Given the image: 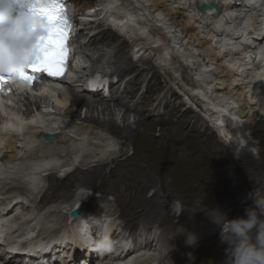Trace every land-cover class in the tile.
Wrapping results in <instances>:
<instances>
[{
    "label": "bare ground",
    "instance_id": "obj_1",
    "mask_svg": "<svg viewBox=\"0 0 264 264\" xmlns=\"http://www.w3.org/2000/svg\"><path fill=\"white\" fill-rule=\"evenodd\" d=\"M209 1L216 2L220 10L210 9L202 13L199 8L200 3ZM74 2L78 6L80 5L79 0ZM85 5L90 6L92 4L87 1ZM100 6L103 8L100 12H106L105 17L108 18V21L110 22V18H112L111 22L129 39L131 46L138 48V53H142L146 57L141 58L145 64L137 68L138 64L133 62V56L129 55L124 59L126 53L118 51L112 62L118 68L116 70L119 72H117L122 76L127 73L125 71L129 73L132 68H137L144 73L149 69L146 65L151 68L155 67L173 84L174 88L172 89L184 92L188 102L192 101L199 105L201 111L210 119L212 127L218 131L222 142L229 144V150L234 153L235 159L242 163L243 174L247 175L252 182L251 189L254 195L250 201H258L264 210V0H100ZM79 10H83V7H79ZM137 21L140 23L139 25H137ZM78 26L76 27L77 32L70 37L72 44L83 36L86 30H89L88 26L78 30ZM98 33L93 35L87 44L96 42ZM135 50L137 51V49ZM120 56H123L121 63ZM99 60L97 58L96 62ZM126 67L130 69L127 70ZM130 72L133 73V70ZM138 74L136 73L126 82L124 92L115 96L111 93L110 96L106 97L81 93L76 91L70 83L61 80L58 84L63 85L66 92H59L55 87L51 88L55 92L54 95L57 94L56 105L59 110H56L55 113L59 118L51 117V112L44 113L41 111L32 114L28 108H24V106L28 107L31 104L39 106L43 103V99L46 103L48 99L44 94L31 99L19 87L11 88V94L8 96L10 101L7 100L5 103L11 102L12 106L7 104L5 111L9 119L4 122V125L8 124L9 127L6 128L9 129H2L0 119V156L5 155V159L1 160L0 163V188L5 186L1 189L6 190V193L11 192L13 194L12 200L19 192L24 193L26 191L28 198L24 203L20 202L22 208L24 207L28 212H31L32 209L36 211L39 209L38 207L32 208V203L35 202L34 199L36 198L35 194L38 189L43 190L45 188V186L40 185L43 178L42 173L47 172L50 168L58 169L73 164L72 166L75 165L74 170L64 171L66 173L64 177L54 172L49 173L47 192L45 191L46 194L43 197L45 203L40 207L47 209L48 203L46 201H53L54 198L58 197L67 199L69 202L67 206L80 201L85 202L84 196L77 197L72 192L76 182H78V186L90 187L96 192L100 188L102 190V187L98 185L99 180L104 184L109 182L105 192L117 196L116 205L123 207L129 204L132 208L131 216L126 217V220L133 219V222L127 223L125 219L118 217L121 220V226L123 224L124 230L129 232H136L140 229L138 237L141 239L134 243L129 241L127 246L132 247L135 244L137 249L125 254H123L124 250L119 248L121 240H117L114 233L112 235L114 243L117 242L115 245L118 244L114 252L111 251L113 241L110 248L108 243L106 245L105 242L101 245L97 243L104 238L106 233H111L110 230L114 229L115 225L119 226V221H111L110 219L113 211L112 204L106 208L107 211L105 212L107 213L105 214H101L104 212L103 209L102 212L97 209L95 212H100L97 218L92 217L89 208V211L80 213L76 219L73 218V220L75 219L72 220L73 222H69L70 226L65 224L67 227L64 226L66 228L62 230L59 238H55L56 234L45 238L42 235V238L41 232H44L42 230L35 237H31L33 234L32 226L20 221L24 218V214L6 216L1 219L10 224L9 230L20 231L18 236L15 235V238L22 237L26 241L25 245L16 244L9 247L11 253L17 250L27 252L24 254L25 256H19L20 263L54 264L53 261H56L62 264H79L80 262L94 264L98 258V264H126L132 259L131 264H185L187 251L191 252L193 247L196 248L200 240L206 241V239L215 237L217 244L223 247L233 243L232 240H223L218 227L219 220L216 221V216L212 218L215 214L210 211L194 220L186 221V218H182L181 220H184L186 225L179 222L178 231L176 229L177 224L174 222L172 225L170 222L160 223L164 219L158 220L154 224L137 222L136 227L134 217H137L139 208L144 210L145 215H153L158 211L169 214L172 204L169 200L148 198L146 192L137 196L134 202H129L128 199L123 200L126 191L123 188L118 189L117 180L109 181L110 175L105 171L110 164L115 165L112 166L111 171H150L146 169L147 165L151 166L154 171L156 169L154 162H152L153 159L137 155L135 151V139L138 133H147L145 131V114L139 108L137 109L139 101L134 102L133 106L129 105L130 100L131 102L134 101L133 92L140 84L137 82ZM122 79L113 85L119 86ZM132 80H134L133 84H131ZM47 96H49L48 93ZM165 96L166 94L162 99L160 97L161 100H158L155 108H151V111L148 110L149 116L160 110L162 104H166ZM101 101L106 104H102L103 106H100L101 109H99L95 103ZM74 107L76 110H72ZM84 108L88 115L82 119L83 121L80 126H77L78 128L60 119V117L80 119ZM116 108L120 110L122 125L116 121ZM238 109H242L245 114L239 116ZM95 111L102 113L107 118L104 120L96 118L94 116ZM140 112L143 115L140 114L142 116L135 119L134 125H132L129 118L130 114H139ZM202 120L205 121V117H202ZM202 120L200 119V121ZM57 126L60 128H56ZM20 128L25 130L21 131ZM100 128L102 135L114 134L130 141L132 153L126 154L122 148L119 150V155L114 156L113 153L109 152L105 156L97 152L87 153L80 148H72L66 145V136L69 138L73 136L79 142L85 139H88V142L99 139L101 134L96 129ZM11 129L13 130L11 131ZM45 129L49 131L58 129L57 146L49 147L50 143L42 139L41 135ZM96 142L98 148L102 149V153H106L107 150L104 147L111 144L106 142V139ZM34 145L38 148H35ZM134 154L138 156V159L133 157ZM78 158L81 159L79 163L75 164L74 159ZM58 172L61 173V171ZM22 175L23 178L27 176L37 181L31 182L28 187H24L21 181ZM9 177L13 181L6 183V187L3 185V181ZM63 178H65L64 181ZM17 180L21 182H17ZM237 203L238 200L231 204L238 205L239 203ZM7 205L12 206V204ZM52 208L59 209L60 206L55 204ZM24 213L26 214V212ZM53 216V213L44 214V218L36 221L35 224H39L38 226H42V228H46L48 225L53 227L56 219ZM138 216V220H148L144 214ZM99 220L104 224L109 222L108 225H105L106 228L97 225ZM22 225V230L26 229L24 232L20 230ZM247 225V223L244 224L241 233L247 232V228H245ZM163 228H168V230ZM54 239L57 241L52 242ZM6 241H14V239H6L3 243L5 244ZM98 251L99 256L96 258ZM153 252H160L159 257ZM114 253H120V256H113ZM148 253L152 254L151 262L146 259ZM132 254L137 256L115 263L116 260H124ZM121 256H124L123 259L120 258ZM141 257L142 261L140 262L138 259ZM108 259L110 260L108 261ZM8 264H17V261L10 258Z\"/></svg>",
    "mask_w": 264,
    "mask_h": 264
},
{
    "label": "rangeland",
    "instance_id": "obj_2",
    "mask_svg": "<svg viewBox=\"0 0 264 264\" xmlns=\"http://www.w3.org/2000/svg\"><path fill=\"white\" fill-rule=\"evenodd\" d=\"M87 1L95 6L97 5V8L102 7L100 6V0H81L80 3L85 5ZM100 11L102 10H97L96 12ZM96 17L98 18V13ZM137 23V25L140 24L138 21ZM109 24L108 20L105 22L101 21L98 26L99 28L89 29L90 31L86 30L85 34L76 40L77 45L75 48L78 50L80 59L77 61L76 65L79 67L85 66V72L93 70L104 73L107 76H112L113 78L124 77L121 81V86L119 88H114L112 91V95L114 96L116 95V92H118L119 95L125 91V80L128 76L134 77L136 73H139L137 82H140V84L133 92L134 101L132 100L131 102L130 100V102H127H129L130 106H133L134 102L139 101L137 109L139 108L141 112L145 114V131L147 133H138L137 138L135 139V151L137 155L153 159L152 162H154L156 169L154 171L151 166L147 165L146 169L150 171H111L115 165L110 164L105 173L110 175L109 181H118V189L123 188L126 191L123 200L128 199L129 202H134L137 196L140 194L143 195L146 192L148 198H152L153 200L165 199L166 201L169 200L172 204V209L170 208L171 210L169 214H166L164 211H158L153 215H145L144 210L139 208L137 214H144L145 217H148V220H138L139 216L137 215V217H134L136 221L134 224H136L137 227V222L154 224L156 221L164 219L160 221V223L166 224L170 222L172 225V222H174L177 224L176 229L178 231L179 229L177 227L179 226V222L185 223L184 220H181L182 218H186V221L194 220L198 216L209 213L210 211L215 214L212 218L216 216V221L219 220L218 227L222 233L223 240H232L233 243L223 247L217 244L215 237L206 239V241L200 240L198 243L199 245L197 244L196 248L193 247L191 252L189 250L187 251V261L185 264H264V210L258 201H250L254 195L253 190L251 189L252 182L247 175L243 174L242 163L235 159L234 153L229 150V144L222 142L218 135V131L212 127V123L209 121L210 119L205 116L203 111H201L199 105L192 101L188 102L185 98L184 92L172 89L174 88L173 84L169 82L163 74L159 73L155 67L151 68L149 65H146L150 70L148 69L144 73L137 69L145 64L144 60L141 59L146 58L145 55L138 53V50L136 51V48L131 46L129 40H124L119 36L116 30L109 26ZM98 29L99 33L97 34L96 42L87 44L89 39L93 35H96ZM93 31L96 32L92 33ZM118 51L126 53L124 59L129 55L133 56V62L138 64L136 66L137 68H132L133 73L130 72L132 70L129 71L131 74H129L128 71H125L127 73L122 76L118 73L119 70H116L118 68L112 63L114 55ZM120 57L121 63L123 61V56ZM97 58L100 59L98 62H96ZM120 68L123 67L120 66ZM129 69L127 68V70ZM133 82L134 80H132L131 84H133ZM144 87H146V91ZM128 89H130V87H128ZM42 91L48 93L49 96L43 93L48 101L45 103V100L43 99L41 106L46 107L41 108L47 112H50L49 110H51V117L59 118L55 113L56 110H59L56 105L57 94L54 95L55 92L50 89L49 85H44ZM57 91L66 92V90ZM165 94L166 106L162 104L160 110L149 116L148 110L150 109L151 111V108H155L158 104V100L160 101ZM124 95H126V93H124ZM96 97L103 96L97 95ZM102 104L105 105L106 103L102 101L95 103L99 109H101L100 106H103ZM25 107L26 106H24V108ZM165 107L168 110H165ZM171 107L172 109H170ZM28 109L32 113H35L36 108L32 104ZM72 110H76V108L74 107ZM141 112L139 114H130L129 118L132 125H134L135 119H138L139 116L141 117L143 115ZM81 115L80 119H73L71 117H60V119L73 125V127L75 126V128H78L77 126L81 125L83 121L82 119L88 115L85 108L82 110ZM94 116L100 120L107 118H105V115L102 113L96 111L94 112ZM202 117H205L206 120L203 121ZM115 118L117 123L122 125L120 110L118 108H116ZM200 119L202 121H200ZM96 131L100 134L102 133L101 128L96 129ZM113 135L114 134H101L99 139H93L94 141L91 140L92 142H88V139V141L85 139L84 141L79 142L76 141L73 136H70V138L69 136H66L67 138H65V141H67V146L78 149L80 148L87 153L97 152L98 154L106 156V154L111 152L116 156L120 154L119 150L122 148H124L126 154L132 153L130 141L123 137ZM29 138L32 137L29 136ZM58 138L59 137L53 142H47L50 143L49 147L57 146ZM102 139H106V142L111 143L110 146L104 147V149L107 150L106 153H102V149H99L97 144H95L97 143L96 141ZM41 141L43 142V140ZM159 143L161 144L159 145ZM35 146L36 145H34V147ZM62 146L64 145L62 144ZM39 154H42V152H39ZM137 155L134 154L133 157L138 159ZM80 159L81 158L74 159V163H79ZM43 178L44 180L46 179L45 177ZM64 179L65 178H63V181ZM12 181L13 179L11 182ZM46 184H48V179L42 181L40 185L45 186ZM108 184L109 182L104 184L99 180L98 185L102 187V190L100 188V190L96 192L90 187L78 186V182H76L75 186H73L72 192H74L77 197L83 193L82 196L87 200V205L92 213H100L95 211H97V209L99 211L100 209L102 212L103 209L104 212L101 214H105L107 213L105 212L107 211L106 208H109L112 204L111 207H113V211L111 212V218L119 221L118 223L121 225V220L118 219V217L126 220L131 216L130 213L132 208L129 204H126L123 207H118L116 205L117 196L113 193L109 194L105 192ZM41 190L42 189H38L40 193ZM38 191L35 194L37 199H34L35 202L32 203V208L37 207L38 205V198L40 196ZM19 193L24 194L23 192ZM26 198H23L22 200H27ZM53 200L58 202V204L64 201L68 202L64 197L54 198ZM237 200L239 203H237L238 205L231 204ZM41 202L45 203L43 199L39 201V203ZM57 206L59 207V205ZM147 207L149 208V205ZM17 210L18 214H25L24 207L22 208L18 206ZM59 210L62 211L61 209ZM56 216L59 222H62L65 214L58 211ZM55 222L56 219L53 225H55ZM65 222L64 219L62 222L63 224L61 223L60 226H70L69 221L68 224ZM126 222L131 223L133 222V219L126 220ZM64 223L66 225H64ZM245 223L248 224L245 226L247 232L241 233ZM163 229L168 230V228ZM251 237L253 238L250 239ZM153 253H156L158 257L160 255V252ZM97 256H99V251L96 252L95 257L97 258ZM150 257H152V254L148 253L146 259L147 261L150 260L149 262H151ZM109 260L110 259H108V261ZM138 260L141 262L142 257ZM132 262L133 259L126 264H131ZM79 264L85 263L80 262ZM94 264H98V258L94 261Z\"/></svg>",
    "mask_w": 264,
    "mask_h": 264
},
{
    "label": "water",
    "instance_id": "obj_3",
    "mask_svg": "<svg viewBox=\"0 0 264 264\" xmlns=\"http://www.w3.org/2000/svg\"><path fill=\"white\" fill-rule=\"evenodd\" d=\"M199 8H200V11H201L202 13H205L206 11H208V10H210V9H212V10H216V11H219V10H220L219 5H218L216 2H214V1L202 2V3H200ZM237 113L239 114V116H243V115L245 114V112H244L242 109H238V110H237ZM45 137H46V139L49 140V141H54L55 138H56L55 135H53V134H46ZM82 211H83V208H80V209L77 210V211H73V212H72V216H73V217H76V216H78L79 213L82 212Z\"/></svg>",
    "mask_w": 264,
    "mask_h": 264
}]
</instances>
